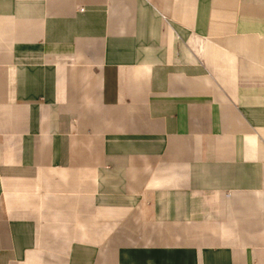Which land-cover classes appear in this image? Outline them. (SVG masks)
I'll list each match as a JSON object with an SVG mask.
<instances>
[{
    "label": "crops",
    "instance_id": "0c3cea01",
    "mask_svg": "<svg viewBox=\"0 0 264 264\" xmlns=\"http://www.w3.org/2000/svg\"><path fill=\"white\" fill-rule=\"evenodd\" d=\"M0 264H264V0H0Z\"/></svg>",
    "mask_w": 264,
    "mask_h": 264
}]
</instances>
